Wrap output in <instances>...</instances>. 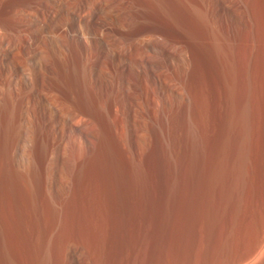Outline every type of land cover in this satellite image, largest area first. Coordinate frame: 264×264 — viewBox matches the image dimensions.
I'll list each match as a JSON object with an SVG mask.
<instances>
[{
	"label": "rangeland",
	"instance_id": "obj_1",
	"mask_svg": "<svg viewBox=\"0 0 264 264\" xmlns=\"http://www.w3.org/2000/svg\"><path fill=\"white\" fill-rule=\"evenodd\" d=\"M262 1L0 0V264H219L253 243Z\"/></svg>",
	"mask_w": 264,
	"mask_h": 264
},
{
	"label": "bare ground",
	"instance_id": "obj_2",
	"mask_svg": "<svg viewBox=\"0 0 264 264\" xmlns=\"http://www.w3.org/2000/svg\"><path fill=\"white\" fill-rule=\"evenodd\" d=\"M260 1V0H259ZM262 2H264V0L262 1ZM242 4V3H241ZM246 4V3H245ZM248 4V3H247ZM261 4V3H260ZM249 6V5H248ZM248 6H247V8H248ZM260 7H261V5H260ZM264 7V6H263ZM241 8V9H240ZM244 5L243 6H241V7H239V9H240V11H238V12H240L239 13V16L238 17H240V19L241 18H243V19H245L244 18V16L247 18V16L249 15V11H248V9H247ZM239 9H237V10H239ZM261 9V8H260ZM249 10H250V7H249ZM261 10H259L258 12H260ZM250 12H251V10H250ZM251 14H252V12H251ZM261 14V13H260ZM259 14V15H260ZM262 14H263V12H262ZM261 14V15H262ZM253 15V14H252ZM261 15H260V17H261ZM242 16V17H241ZM249 16H251V15H249ZM248 16V17H249ZM264 16V15H263ZM253 17H254V15H253ZM248 19V20H247ZM246 20L247 21H249V18H247ZM253 19H255V18H253ZM258 19H260V18H258ZM263 19H264V17H263ZM246 20H245V22H246ZM251 21V20H250ZM248 22V24H250V26L252 25L253 26V23L251 24V22ZM260 21V20H259ZM262 21V20H261ZM264 21V20H263ZM262 21V22H263ZM247 23V22H246ZM259 23V22H258ZM245 24V23H244ZM260 24H262L261 22H260ZM248 26V25H247ZM263 27H264V24L262 25ZM263 37H264V35H263ZM264 43V42H263ZM252 60V59H251ZM250 60V61H251ZM251 65H252V63H251ZM262 85V84H261ZM261 87H263L264 88V86H261ZM262 88V89H263ZM261 89V90H262ZM263 91V90H262ZM263 93V92H262ZM264 96V94H261V97H263ZM248 97V96H247ZM251 97V96H250ZM253 98H255V97H253ZM249 99V98H248ZM248 99H246V101L248 100ZM250 100V99H249ZM249 100L247 101L248 103H251V102H249ZM252 100V99H251ZM250 100V101H251ZM254 100V99H253ZM263 100H264V98H263ZM246 101H244V102H246ZM262 101V100H261ZM253 102V101H252ZM247 103V105H245V111L247 112V110H249L250 109V107H248V106H250L249 104ZM255 103H256V101H255ZM262 102H260V104H261ZM244 104H246V103H244ZM253 104V103H252ZM257 105V104H256ZM251 106H253V108H254V105H251ZM248 107V108H247ZM257 106H255V108H256ZM246 108H247V110H246ZM264 108L262 107L261 109H260V111L261 110H263ZM248 113V112H247ZM247 113H246V115H247ZM262 113H264V111L262 112L261 111V114ZM244 115H245V112H244ZM243 115V116H244ZM245 115V116H246ZM261 118H262V116H261ZM263 118H264V116H263ZM244 119V118H243ZM247 119H249V118H247ZM246 118L244 119V121L245 120H247ZM261 120V119H260ZM263 120V119H262ZM262 120H261V123H263L264 124V122H262ZM89 121H91V120H89ZM243 121V120H242ZM242 123H247V126H248V120L247 121H245V122H242ZM262 127V129H263V127L264 126H261ZM248 128V127H247ZM94 130H93V135L94 136H99L100 135V129L97 127V126H94V128H93ZM246 129V128H245ZM244 129V130H245ZM246 130H248V129H246ZM245 132V131H244ZM245 135H246V132H245ZM264 135V134H263ZM243 137V136H242ZM245 137V136H244ZM247 138H248V133H247V136H246ZM262 137H264V136H262ZM88 140H89V142H91V138H87ZM244 139V138H243ZM242 138H241V141L243 140ZM246 139V138H245ZM248 139H246V141H247ZM263 140H264V138H263ZM240 141V142H241ZM245 140H243L242 141V146L243 145H245L246 143L244 142ZM243 142L245 143V144H243ZM263 143V142H262ZM247 145V144H246ZM246 145L245 146H243L242 147V149H244L245 147H246ZM73 148V147H72ZM264 148V144H263V147H262V149ZM74 149V148H73ZM85 145H84V143L83 142H81V143H78L77 145H76V147H75V149H74V151L72 152L73 154H72V158H73V160H77L79 157H82V156H84V154L86 153V151H85ZM263 151V150H262ZM75 163V162H74ZM227 256V255H226ZM219 264H264V226H263V228L259 231V233H258V235L256 236V238H255V240L253 241V243L252 244H250V245H247V247L245 248V250L244 251H242V252H240L239 254H237V255H231V256H227V257H225Z\"/></svg>",
	"mask_w": 264,
	"mask_h": 264
}]
</instances>
